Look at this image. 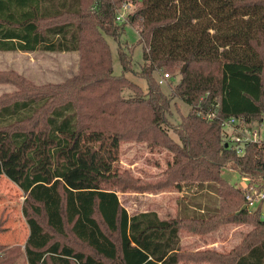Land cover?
<instances>
[{
	"label": "trees",
	"instance_id": "16d2710c",
	"mask_svg": "<svg viewBox=\"0 0 264 264\" xmlns=\"http://www.w3.org/2000/svg\"><path fill=\"white\" fill-rule=\"evenodd\" d=\"M124 1L137 4L132 16L144 60L138 76L147 84L145 95L131 100L120 98L122 87L140 89L113 73L104 39L118 42L123 33L115 11ZM0 51L80 55L78 73L65 83L21 81L19 96L0 101V174L24 197L26 264H264L259 207L249 209L246 190L221 177L227 167L264 191V142L237 153L221 126L229 117L241 127L264 119V0H0ZM117 55L122 70H130L120 47ZM176 64L185 69L174 92L190 106L174 127L177 142L163 127L170 99L153 78ZM122 140L171 150L166 178L137 185L121 172ZM180 182L209 188L219 207L186 219L130 215L116 193L172 183L181 190ZM224 223L251 229L227 252L181 250V228L206 233ZM4 224L0 216V260L4 249L19 245L2 237Z\"/></svg>",
	"mask_w": 264,
	"mask_h": 264
},
{
	"label": "rangeland",
	"instance_id": "374dc122",
	"mask_svg": "<svg viewBox=\"0 0 264 264\" xmlns=\"http://www.w3.org/2000/svg\"><path fill=\"white\" fill-rule=\"evenodd\" d=\"M136 6V3L132 5L127 17L122 22L125 29L118 42L111 36L104 34V39L111 47L113 73L115 75L124 74L128 81L134 83L140 89V91L136 92L127 86L122 87L119 96L123 100L143 97L147 90L145 79L138 76L141 67L144 65V60L142 58L143 43L139 42V26L132 16ZM119 47L131 59L130 70L128 71L122 70V65L117 55ZM79 58L80 55L77 51H0V101L5 98L14 99L19 96L22 90L20 87L21 81L35 87L65 83L78 73ZM180 67L183 66L176 64L172 70L163 68L153 72L154 80L158 83L165 96L170 99V111L166 114V123L163 124V127L170 138L176 142L178 141V136L174 131V127L181 123L182 117L190 109V106L174 92L175 86L181 79ZM247 127L252 131H256L257 140L264 142V119L260 124L253 123ZM172 161L173 153L163 145L148 144L144 141L136 140H122L120 142V171H126L130 178L136 180L137 185L162 182L166 178L167 169ZM221 177L233 186H235L233 183H237L240 178L234 170L227 167L222 169ZM184 184L181 183L183 185L181 190L172 183L170 186L162 188L158 187L148 190L128 188L116 190V193L121 205L129 214L155 211L157 215L165 219L175 217L186 219L199 217L200 215L208 217L211 215V211L206 210V208L219 207L220 198L209 188L200 189L194 185L188 187L184 186ZM203 184L204 187L209 185L207 182ZM245 184L254 183L246 180ZM240 186L242 187L243 185ZM0 193L6 199V205L0 206V216L5 219L4 226L6 227L5 232H2L1 235L3 238L9 236V239L13 241L8 242L7 240L8 244H19L18 246H10L4 249L5 254L2 257L6 259H4L5 263L2 262L1 264H26L24 242L28 235V227L21 214V204L24 198L22 191L17 185L1 175ZM258 207L261 217L264 219V198L249 205V209ZM239 225L242 228H235ZM250 229L251 225L248 223H224L206 233H194L181 228L179 234L182 237V246L180 247L182 251L194 252L210 249L227 252L238 244L244 234ZM210 242H222L224 244L221 245L224 246L222 248H219V246L218 248H213L212 246L197 248L198 246H203L204 243L210 244ZM180 262L181 264H214L190 260H182Z\"/></svg>",
	"mask_w": 264,
	"mask_h": 264
},
{
	"label": "built area",
	"instance_id": "2783aa9c",
	"mask_svg": "<svg viewBox=\"0 0 264 264\" xmlns=\"http://www.w3.org/2000/svg\"><path fill=\"white\" fill-rule=\"evenodd\" d=\"M133 3L130 1H124L115 11V20L117 23H122L128 15L129 9H131ZM217 115L216 113H210L207 117ZM221 126L226 133V138L231 147H233L237 153H242L244 146L249 142H260L257 140L256 131L248 129L247 126H238V121L234 117H229L221 120ZM228 145V143L226 144ZM243 190L245 192V200L250 204L253 202L261 201L264 198V191L257 189L255 184L244 185Z\"/></svg>",
	"mask_w": 264,
	"mask_h": 264
},
{
	"label": "crops",
	"instance_id": "0c3cea01",
	"mask_svg": "<svg viewBox=\"0 0 264 264\" xmlns=\"http://www.w3.org/2000/svg\"><path fill=\"white\" fill-rule=\"evenodd\" d=\"M1 175H3V174H1ZM0 175V176H1ZM4 176V175H3ZM5 177V176H4ZM243 179V180H242ZM247 179L246 178H239V180H238V182L237 183H233L235 186H237V188L239 187V189H243V186L245 185V181H246ZM241 183H240V182ZM248 181V180H247ZM239 185V186H238ZM240 185H243L242 187L240 186ZM6 199H5V197L4 196H1V193H0V206H5L6 205ZM143 212V211H142ZM136 214V213H135ZM130 215H133V214H130ZM159 216V215H158ZM160 217V216H159ZM161 219H165V218H162V217H160ZM235 228H242V226L241 225H239V226H237V227H235ZM179 238H180V246H182V243H181V241H182V237H180V234H179ZM190 238H193V237H190ZM218 244H220V245H218ZM221 244H224V243H222V242H210V244H206V243H204L203 244V246H198L197 248H206L207 246H212L213 248H218V246H219V248H222V246H224V245H221ZM183 247H185V246H183ZM219 250H221V249H219ZM178 264H181V262L180 263H178ZM189 264V263H188ZM205 264H207V263H205Z\"/></svg>",
	"mask_w": 264,
	"mask_h": 264
},
{
	"label": "water",
	"instance_id": "95a60500",
	"mask_svg": "<svg viewBox=\"0 0 264 264\" xmlns=\"http://www.w3.org/2000/svg\"><path fill=\"white\" fill-rule=\"evenodd\" d=\"M184 69H185V65H184L182 70L184 71ZM246 208H247V206H246V204H244V205H242V207L239 209L238 212H241V211L245 210Z\"/></svg>",
	"mask_w": 264,
	"mask_h": 264
}]
</instances>
